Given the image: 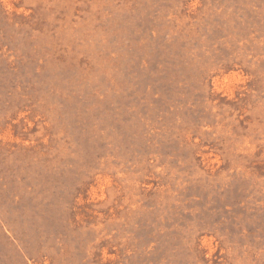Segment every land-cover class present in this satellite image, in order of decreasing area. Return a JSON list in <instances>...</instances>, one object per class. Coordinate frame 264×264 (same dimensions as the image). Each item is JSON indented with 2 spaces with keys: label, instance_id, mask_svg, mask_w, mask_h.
Instances as JSON below:
<instances>
[{
  "label": "rangeland",
  "instance_id": "374dc122",
  "mask_svg": "<svg viewBox=\"0 0 264 264\" xmlns=\"http://www.w3.org/2000/svg\"><path fill=\"white\" fill-rule=\"evenodd\" d=\"M0 264H264V0H0Z\"/></svg>",
  "mask_w": 264,
  "mask_h": 264
}]
</instances>
